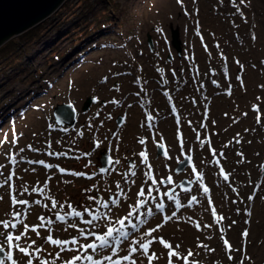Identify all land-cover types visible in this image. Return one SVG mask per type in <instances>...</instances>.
<instances>
[{
    "label": "rangeland",
    "instance_id": "1",
    "mask_svg": "<svg viewBox=\"0 0 264 264\" xmlns=\"http://www.w3.org/2000/svg\"><path fill=\"white\" fill-rule=\"evenodd\" d=\"M39 27L38 35L23 47L0 52V181L14 172L16 184L11 180L0 186V220L15 222L11 213L27 207L28 214L19 219L28 225L39 224L43 215L52 220L54 238L77 236L87 242L78 236L79 228L69 227L73 218L68 214L91 209L102 217L94 222L97 231L104 227L106 214L123 217L142 184L147 193L151 165L157 180L171 175L173 182L153 186L157 199L147 206L155 214L145 223L134 219L138 229H127L132 236L123 241L120 255L127 251L123 245L151 239L144 233L163 224L153 235L179 245L182 255L192 250L196 255L189 261L264 264V0H65L34 26ZM172 29L178 33L180 55L171 43ZM24 33L14 39L21 40ZM88 96L93 102L83 110ZM60 103L76 110L73 125L55 121L53 109ZM143 109L147 116L142 120L148 124L136 126V114ZM119 115L121 125L116 122ZM98 119L102 131L95 125ZM158 144L164 145L167 156L157 155ZM142 151L148 154L147 163L139 155ZM104 153L113 163L100 173ZM185 154L193 156V166L177 173ZM13 158L18 170L10 168ZM39 160L53 167L34 163ZM184 178L192 181L191 187L180 188ZM23 187L29 191L24 193ZM10 190L29 205H12ZM168 190L175 191L179 209L165 195ZM192 196L197 201L189 205ZM105 197L119 203L104 208ZM36 199L40 205L32 203ZM52 199L57 201L55 209ZM158 200L165 204L163 211L155 210ZM172 212L176 215L165 223ZM56 213L67 215V221L55 220ZM79 226L91 227L82 221ZM245 230L247 236L242 235ZM47 234L41 229L42 237ZM29 235L44 244L35 233ZM45 247L49 264H64L80 254L63 252L56 259L59 248ZM152 251L160 257L154 264H168V249L162 244L154 243L149 254ZM103 254L112 255L107 250ZM97 258L102 260V255ZM134 258L147 264L141 253ZM173 261L183 264L176 257Z\"/></svg>",
    "mask_w": 264,
    "mask_h": 264
},
{
    "label": "snow or ice",
    "instance_id": "2",
    "mask_svg": "<svg viewBox=\"0 0 264 264\" xmlns=\"http://www.w3.org/2000/svg\"><path fill=\"white\" fill-rule=\"evenodd\" d=\"M178 2H182V0H178ZM234 2V0H233ZM245 0H241V3H244ZM159 71H163L159 69ZM215 83V81H213ZM153 117L151 115L148 116V120L151 121ZM259 119V117H258ZM6 138V137H5ZM144 143L143 140L140 141ZM3 143V141H0ZM99 147V144H97ZM163 147V145H160ZM55 155H63V153H54ZM85 155H91L90 153H86ZM140 157L143 158V162L147 163L148 161V154L146 151L140 152ZM164 155L167 156L168 153L165 151ZM12 162L15 163V159H12ZM34 163H39L44 165L46 168H52L53 165L45 164L44 160L34 161ZM108 163L112 164L113 160L111 157L108 158ZM115 163H120L119 160H116ZM183 163V162H181ZM3 166L0 165V168ZM149 173L146 175L149 176L151 179V184L147 189V193L145 192V188L143 184L141 185L139 191L137 192V200L133 205H129V211L123 217H116V216H109L105 215L103 219L105 220V225L99 231L95 230L97 225L94 223L102 219L97 214H93L92 210L89 208H84L83 211H76L73 210L70 214L73 218L72 221L69 223V227L71 228H79L78 236L84 237V240L87 242H81L77 236L71 237V239H61V238H54L52 234V220L47 219L41 215L38 219L40 221L39 224L36 225H28L24 221L20 220L19 217L21 215H27L29 209L27 207L24 208L23 211H14L11 215L15 218V222L10 220L4 219L0 220V227L4 229V231H0V264H22V260L26 261V264H49V260L47 257L43 256V253L47 251L46 245H54L59 248V251L55 253V258L59 259L61 257V253L63 252H77L80 254H74L69 259L64 261V264H81V262L86 261L87 264H103L104 261L109 262V264H121V261L130 262V264H143L142 261H138L134 258V254L141 253L144 257L147 258V264H154V261L159 260V256L155 251H152L151 254L150 248L154 245V243L159 242L164 246L165 249H168V264H174L173 258H179L183 261V264H198L196 261H189V257H193L196 255L192 250H188L186 255H182L178 249L179 245L173 247V245L166 241L163 236H155V233L158 229L163 227V224H157L155 228L149 229L147 232L144 233V237H151V239L141 238L139 240L133 239L129 244L123 245L124 248L127 249L126 254L120 255L119 251L123 244V241L127 240L132 233L129 232L127 229L130 227L133 230L138 229V225L135 220H138L140 223H145L147 217L153 216L154 209L153 207H148L147 205L150 203L151 200H156L157 197L153 196L152 193L154 190L158 191V189H154L153 186L157 183H172L173 177L171 175L167 176L166 179L157 180L154 176L151 175V165H148ZM35 171V169H33ZM61 173H64L66 169L59 168ZM100 173H105L108 169L101 167L99 169ZM195 171V168H193ZM223 171V169H221ZM127 174V173H126ZM132 175H136L133 171ZM0 175H3L0 173ZM15 175L14 172L10 173L3 181H0V186H4L9 184L12 180V177ZM73 175L76 176H86V173L83 172H75ZM95 175V174H93ZM91 178V177H89ZM201 178V174H197V179ZM228 177L225 176V179ZM134 183V182H133ZM95 187V185L93 186ZM116 188H120L119 182L116 183ZM43 188L36 189L33 188V192H43ZM29 189L27 187H23V192L27 193ZM105 191H109L106 189ZM187 191V190H185ZM203 191L207 193L209 189L207 187L203 188ZM121 194H123V190L121 189ZM165 195L168 197L169 200L174 201L176 208L179 209L181 207L180 201L175 199L174 194L172 192H166ZM2 199V197H0ZM89 200L93 201L94 203L97 201V197H88ZM251 199V197H249ZM197 201L196 196H192L191 199L188 201V204H192L193 202ZM11 203L14 206H28L30 201L28 199L18 198L17 195H12ZM32 203L36 205H40V200L36 199L33 200ZM119 203L118 199H109L105 197L102 200V206L104 208H109L110 204ZM211 203V201H209ZM47 207V205H45ZM51 207L55 209L57 207V201L55 199L51 200ZM63 207V205H61ZM71 207V205H69ZM156 211H163L165 208V204L162 200H158L155 204ZM144 209V211H141ZM85 214L91 216V219L85 218ZM212 214L216 215V209L212 208ZM176 215V212H172L170 216L164 217L165 223L172 219ZM220 219H224V217H220ZM55 220L57 221H67V215H62L60 213L55 214ZM82 221L83 224L91 226L89 229L85 230L84 228H80L79 222ZM235 223V222H234ZM22 226V231L20 230ZM199 227V225H197ZM10 229H17L18 234L13 233ZM41 229L47 230L48 234L46 236H41ZM67 229H65L66 231ZM30 233H35L37 237L43 239L44 244H38L37 240L30 239ZM242 235L247 236L248 232L245 230ZM92 238L89 240V238ZM24 241V244H21V241ZM113 241L115 242L113 244ZM225 245L228 246L229 250H231V245L228 243L227 240L224 241ZM71 245L72 247H69ZM91 250V251H89ZM110 251L112 255L103 254L105 251ZM16 253L22 254L21 258H17ZM51 255V253H49ZM102 255V260L97 258ZM116 257L115 259L113 257ZM229 259H232L230 256ZM53 264L55 262L53 261ZM243 264V262H241Z\"/></svg>",
    "mask_w": 264,
    "mask_h": 264
},
{
    "label": "water",
    "instance_id": "3",
    "mask_svg": "<svg viewBox=\"0 0 264 264\" xmlns=\"http://www.w3.org/2000/svg\"><path fill=\"white\" fill-rule=\"evenodd\" d=\"M65 0H0V47L15 35L22 34L33 28L40 21L50 16L57 10ZM172 43L176 50L180 51V43L177 38L176 30L172 31ZM149 46L152 48V39L150 35L147 38ZM171 58V54L168 55ZM93 98L88 96L83 103L82 109L87 110ZM55 121L59 124L73 125L76 118V110L70 103H60L53 109ZM118 125L123 123L122 115L116 119ZM157 146V155L165 152L164 147ZM108 155L102 154L100 161L102 167L108 166ZM183 162V163H181ZM186 166H193V156L185 154L175 168V172L183 171ZM196 175V174H195ZM182 189H187L192 186V181L184 178L179 182ZM174 192V190H168Z\"/></svg>",
    "mask_w": 264,
    "mask_h": 264
},
{
    "label": "trees",
    "instance_id": "4",
    "mask_svg": "<svg viewBox=\"0 0 264 264\" xmlns=\"http://www.w3.org/2000/svg\"><path fill=\"white\" fill-rule=\"evenodd\" d=\"M40 30V27L36 29L34 27L29 29L22 36H20L21 40L14 39V37H12L0 47V52L2 50L9 49L10 47H15V50L17 49V47H23L26 42L35 38L40 32Z\"/></svg>",
    "mask_w": 264,
    "mask_h": 264
},
{
    "label": "bare ground",
    "instance_id": "5",
    "mask_svg": "<svg viewBox=\"0 0 264 264\" xmlns=\"http://www.w3.org/2000/svg\"><path fill=\"white\" fill-rule=\"evenodd\" d=\"M84 80H86V79L84 78L83 81ZM127 89H129V90L133 89L132 81L130 82V85L127 86ZM153 109H154V107L150 106V112H153ZM136 115H137V120L134 121L136 126H143L144 124H146V125L148 124L147 121L143 122V120H142V118H145V116H147V113H146V111L144 109L143 110H139ZM99 123H100L99 119L95 121V125L98 127L99 130L102 131L103 128L99 125ZM18 165L19 164H17V162L15 160V163L12 162V164L10 165V168L13 169V170H18ZM11 182H12L13 186L16 185L15 184V179H12ZM9 195H11V196L13 195V190H10V194Z\"/></svg>",
    "mask_w": 264,
    "mask_h": 264
},
{
    "label": "flooded vegetation",
    "instance_id": "6",
    "mask_svg": "<svg viewBox=\"0 0 264 264\" xmlns=\"http://www.w3.org/2000/svg\"><path fill=\"white\" fill-rule=\"evenodd\" d=\"M173 30H176V29H172V31H173ZM172 31H171V35H172ZM176 31H177V30H176ZM177 34H178V33H177ZM150 37H151V36H150ZM147 38H148V36H147ZM177 38H178V36H177ZM151 39H152V38H151ZM171 43H172V37H171ZM172 45H173V43H172ZM173 46H174V45H173ZM169 54H171V58H172V53L169 52L168 55H169ZM177 54H178V55L181 54V46H180V51H179V52L177 51ZM171 58H169V59H171ZM172 70H173V69H172Z\"/></svg>",
    "mask_w": 264,
    "mask_h": 264
}]
</instances>
